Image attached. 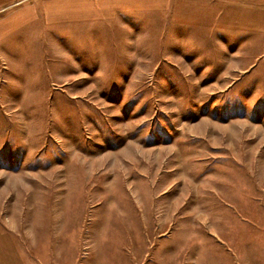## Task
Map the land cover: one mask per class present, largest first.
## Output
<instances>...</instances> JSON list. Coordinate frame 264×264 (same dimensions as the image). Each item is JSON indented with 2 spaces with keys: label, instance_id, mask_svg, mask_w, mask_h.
<instances>
[{
  "label": "rangeland",
  "instance_id": "374dc122",
  "mask_svg": "<svg viewBox=\"0 0 264 264\" xmlns=\"http://www.w3.org/2000/svg\"><path fill=\"white\" fill-rule=\"evenodd\" d=\"M127 1L0 0V264H264V0Z\"/></svg>",
  "mask_w": 264,
  "mask_h": 264
},
{
  "label": "crops",
  "instance_id": "0c3cea01",
  "mask_svg": "<svg viewBox=\"0 0 264 264\" xmlns=\"http://www.w3.org/2000/svg\"><path fill=\"white\" fill-rule=\"evenodd\" d=\"M127 1V0H126ZM128 2V1H127ZM134 5V4H133ZM165 6L166 5H163V7L162 8H165ZM83 12H85V13H82V11H80L79 13H76V12H67L66 10L63 12L64 14H63V16L65 17V18H67L68 20L70 19V20H78V21H80V20H86V18H88V15H87V11L86 10H84V9H82V8H80ZM90 14V13H89ZM95 14V13H94ZM91 15H93V14H91ZM60 16V15H59Z\"/></svg>",
  "mask_w": 264,
  "mask_h": 264
}]
</instances>
